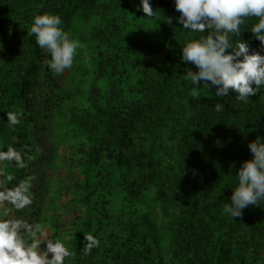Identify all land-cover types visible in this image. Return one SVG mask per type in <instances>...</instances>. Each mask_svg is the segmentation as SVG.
Listing matches in <instances>:
<instances>
[{
	"label": "trees",
	"instance_id": "trees-1",
	"mask_svg": "<svg viewBox=\"0 0 264 264\" xmlns=\"http://www.w3.org/2000/svg\"><path fill=\"white\" fill-rule=\"evenodd\" d=\"M150 2L156 18L140 0H0V148L25 156L3 162L6 187L30 185V216L74 253L65 264H264V203L224 211L264 137V89L241 102L195 87L181 50L208 33L183 29L174 0ZM43 13L84 45L64 74L28 35ZM252 23L233 40L258 49ZM88 233L101 244L86 254Z\"/></svg>",
	"mask_w": 264,
	"mask_h": 264
},
{
	"label": "clouds",
	"instance_id": "clouds-1",
	"mask_svg": "<svg viewBox=\"0 0 264 264\" xmlns=\"http://www.w3.org/2000/svg\"><path fill=\"white\" fill-rule=\"evenodd\" d=\"M174 9L179 13L175 19L183 29L208 33L190 39L181 50L182 61L195 66L196 70L189 68L188 73L195 87L204 84L208 90L214 88L217 97L234 93L241 102L264 89V0H174ZM137 10L145 17L156 18L150 0H140ZM250 20H255L250 32L260 42L258 49H253L245 39L233 40ZM62 24L59 14H37L28 32L50 54L47 66L58 75L74 67L84 47L79 38L64 31ZM215 108L221 111L224 105L217 103ZM6 115L9 126L20 123L17 112L8 111ZM4 148H0V163L25 166L21 151L12 146ZM248 148L251 158L241 164L230 203H225L224 211L232 219L240 217L250 205L264 203V137L249 141ZM29 188L24 181L10 188L0 187V264H65L67 258L74 257L65 243L41 236L46 229L40 223L4 212L6 208L14 213L31 206L33 197ZM100 244V238L88 233L84 236L83 250L90 253Z\"/></svg>",
	"mask_w": 264,
	"mask_h": 264
},
{
	"label": "rangeland",
	"instance_id": "rangeland-1",
	"mask_svg": "<svg viewBox=\"0 0 264 264\" xmlns=\"http://www.w3.org/2000/svg\"><path fill=\"white\" fill-rule=\"evenodd\" d=\"M31 194H32V192H31ZM32 196H33V194H32ZM30 208H31V207H28V208H26V209H24V210H21V211L19 212V216H22L23 218H26V219H28V220H31V219H32V216H30V212H29V209H30ZM34 209H37V207H35ZM29 217H30V218H29ZM41 225L43 226V228L46 229V232H42V233H41V236H46V238H47V234L49 233V228H48V226H47V224H46L45 221L42 222Z\"/></svg>",
	"mask_w": 264,
	"mask_h": 264
},
{
	"label": "crops",
	"instance_id": "crops-1",
	"mask_svg": "<svg viewBox=\"0 0 264 264\" xmlns=\"http://www.w3.org/2000/svg\"><path fill=\"white\" fill-rule=\"evenodd\" d=\"M3 168H4V165H3V163H0V187H2V188H7L6 187V184H5V181H4V175H3ZM4 212L5 213H12V214H15V215H19V212H12V210L11 209H9V208H6V209H4ZM30 218V217H29ZM29 221H31V222H34V220L33 219H31V220H29ZM42 247V246H41Z\"/></svg>",
	"mask_w": 264,
	"mask_h": 264
}]
</instances>
